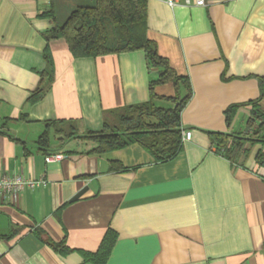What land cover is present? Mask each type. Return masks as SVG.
Returning <instances> with one entry per match:
<instances>
[{
  "label": "crops",
  "instance_id": "obj_1",
  "mask_svg": "<svg viewBox=\"0 0 264 264\" xmlns=\"http://www.w3.org/2000/svg\"><path fill=\"white\" fill-rule=\"evenodd\" d=\"M80 1L53 0L56 23ZM203 1L147 0V38L191 88L180 114L191 138L157 163L138 144L89 154L92 142L61 144L52 130L48 149L36 144L47 122L101 131L104 112L148 102L159 69L141 51L73 58L64 40L43 38L54 25L39 17L50 0H0V174L46 181L0 202V264H91L83 254L95 253L108 229L116 241L106 264H264V168L255 162L264 143L244 144L230 162L208 136L248 139L250 107L229 126L225 110L258 100L264 111V0ZM46 46L50 82L29 104ZM154 89L156 107L172 108L164 99L175 96L173 84ZM112 161L124 171H111Z\"/></svg>",
  "mask_w": 264,
  "mask_h": 264
},
{
  "label": "trees",
  "instance_id": "obj_2",
  "mask_svg": "<svg viewBox=\"0 0 264 264\" xmlns=\"http://www.w3.org/2000/svg\"><path fill=\"white\" fill-rule=\"evenodd\" d=\"M50 0L49 10L39 17L50 19L54 25L43 34L45 42L62 39L73 58H95L107 55H119L141 51L146 57L149 68L159 69L157 77L149 82L148 102L112 109L104 112L102 130L80 133L77 121H52L45 123V130L36 141L43 149L49 148V132L52 130L63 144L72 139L88 140L94 144L89 154H104L123 149L131 144H138L157 163L173 159L182 149V130L180 114L191 97V88L186 77H180L161 58L153 42L149 41L147 31V0H81L64 20L57 24ZM46 70L40 76L37 89L27 102H38L50 82L51 67L48 46L44 50ZM261 82V81H260ZM171 83L175 89L173 98L164 100L173 104L172 108H158L154 101L153 90L158 85ZM185 95L181 96V91ZM259 101L254 100L243 105H233L225 110V122L229 126L242 106L250 107L247 130L252 137L225 133L208 132L214 153L230 162L236 160L244 144L264 143V111L259 108ZM243 153H247L245 150ZM255 162L264 168V153H258ZM110 170L124 171L121 164L110 162ZM116 241V234L110 229L105 233L95 253L83 254L84 261L91 264H106ZM61 254L69 252L62 245H52Z\"/></svg>",
  "mask_w": 264,
  "mask_h": 264
},
{
  "label": "built area",
  "instance_id": "obj_3",
  "mask_svg": "<svg viewBox=\"0 0 264 264\" xmlns=\"http://www.w3.org/2000/svg\"><path fill=\"white\" fill-rule=\"evenodd\" d=\"M168 7L174 8L179 5V0H165ZM204 6L203 0H183V6ZM191 133L189 131H182V142L189 141ZM60 156L46 157V162L52 160H58ZM46 185V181L43 179H32L21 175H6L0 174V202H7L12 197H16L25 189H35Z\"/></svg>",
  "mask_w": 264,
  "mask_h": 264
},
{
  "label": "rangeland",
  "instance_id": "obj_4",
  "mask_svg": "<svg viewBox=\"0 0 264 264\" xmlns=\"http://www.w3.org/2000/svg\"><path fill=\"white\" fill-rule=\"evenodd\" d=\"M62 8H63V11H64V9L66 10V8L67 7H64V5H62ZM68 10V9H67ZM160 107H167V105L166 104H162V105H159Z\"/></svg>",
  "mask_w": 264,
  "mask_h": 264
}]
</instances>
